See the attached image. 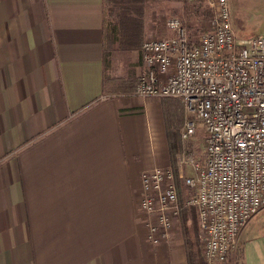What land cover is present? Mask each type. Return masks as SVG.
Here are the masks:
<instances>
[{
	"label": "crops",
	"instance_id": "obj_1",
	"mask_svg": "<svg viewBox=\"0 0 264 264\" xmlns=\"http://www.w3.org/2000/svg\"><path fill=\"white\" fill-rule=\"evenodd\" d=\"M105 25L104 0H0V264H189L179 232L147 240L140 210L144 171L194 173L175 159L184 111L135 93L142 46L108 49ZM241 244L264 264V242Z\"/></svg>",
	"mask_w": 264,
	"mask_h": 264
},
{
	"label": "built area",
	"instance_id": "obj_2",
	"mask_svg": "<svg viewBox=\"0 0 264 264\" xmlns=\"http://www.w3.org/2000/svg\"><path fill=\"white\" fill-rule=\"evenodd\" d=\"M211 26L192 36L187 19L173 18V36L146 40L147 70L135 89L143 97L177 98L194 115L181 130L184 141L205 130V159L184 153L179 167L142 173L140 209L152 243L170 237L184 208L197 210L206 233L209 262L226 263L239 248L241 233L264 209V34L239 38L228 0H210ZM190 189L180 204L179 182Z\"/></svg>",
	"mask_w": 264,
	"mask_h": 264
},
{
	"label": "rangeland",
	"instance_id": "obj_3",
	"mask_svg": "<svg viewBox=\"0 0 264 264\" xmlns=\"http://www.w3.org/2000/svg\"><path fill=\"white\" fill-rule=\"evenodd\" d=\"M209 1L210 0H184L183 5L179 4L174 6V7L179 6L175 10L176 12L167 13L166 9L164 8L160 12H158V14H155V12H153L151 4L148 1L149 3L148 2H147L148 4L146 3L148 5V6L146 5L147 11L145 9L146 12L145 17L146 20H148L147 32L145 31V25H144L143 43L149 39L169 38V36L167 37V30H171V29L168 27L167 23L169 20L173 18L188 19V25L191 26L190 30L192 36L194 38H197L198 34L204 29L203 27L200 26L201 24L199 25L198 19H196L194 11L197 10L198 6H201L200 8L202 11L211 9L209 5ZM228 2L230 5L233 26L239 38H249L252 37L253 35L255 36V35L264 34V0H228ZM104 8L106 15L105 26L107 32L106 44L108 46V49H113L118 46V43L120 46V42H119L120 24L116 19V15L111 16L109 14L108 2H104ZM183 13L185 16L183 15L184 17H181L180 15H182ZM187 13L190 15H188ZM152 27H156V29L152 31L151 30ZM123 31H125L126 33H130L128 29V25L123 29ZM160 99H165V98H160ZM173 99H176L175 101L177 102V105H179V108H182V110L184 111V115H185L183 118L184 119L183 126H184L187 119L192 120L195 117L192 113L185 110L184 104L180 99L177 98H173ZM183 128L184 127L180 129V135H181V130ZM194 136H192L190 139L186 141H184L181 137L184 146L183 151L188 149L187 153L191 156H194V154L196 153L195 156L200 158L199 160L203 162V160L205 159V130L203 129L202 126H198V130ZM195 143L200 147H196ZM179 157L180 156H177V154L175 155V159L178 160ZM187 168L188 167H185L186 173H187ZM187 175H190V173L189 174L187 173ZM179 185L181 187L180 204H184V201L187 199V197L190 194V189L187 186H185L182 183V181L179 182ZM249 224L250 225L245 231L243 237L241 238L239 248L234 254H232L229 257L228 261H226V263L224 264H242V260H243V247L241 244L242 241L248 242L249 240L256 238L258 241L264 242V210L260 214L256 215V217H254ZM173 231L179 232L178 234L184 239L185 243L189 244L188 246L191 247V250L194 252L193 254L195 255V258L197 259L199 264H223L221 262L212 263L207 260L205 256L206 233L203 232L200 228L198 214L195 208L193 207L187 208L186 214L185 215L182 214L178 220L174 221V225L172 226V230L170 231L169 238L161 240L159 243H152L149 241L148 238L147 240L153 245H159L161 243L168 241L171 238Z\"/></svg>",
	"mask_w": 264,
	"mask_h": 264
},
{
	"label": "trees",
	"instance_id": "obj_4",
	"mask_svg": "<svg viewBox=\"0 0 264 264\" xmlns=\"http://www.w3.org/2000/svg\"><path fill=\"white\" fill-rule=\"evenodd\" d=\"M148 1L150 0H104V2L109 3V14L111 16L116 15L120 24L119 42L121 48L137 49L143 45L145 6ZM200 7L198 6L197 10L194 11L195 17L203 29H209L213 12L211 9L202 11ZM127 25L130 33L123 31ZM186 209H183V215L186 214ZM186 244L189 264H199L191 247L188 246V243Z\"/></svg>",
	"mask_w": 264,
	"mask_h": 264
}]
</instances>
